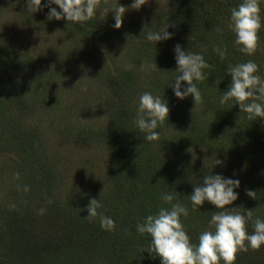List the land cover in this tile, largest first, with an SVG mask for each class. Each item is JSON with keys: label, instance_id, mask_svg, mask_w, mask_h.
<instances>
[{"label": "trees", "instance_id": "1", "mask_svg": "<svg viewBox=\"0 0 264 264\" xmlns=\"http://www.w3.org/2000/svg\"><path fill=\"white\" fill-rule=\"evenodd\" d=\"M240 2L177 0L158 15L152 27L122 24L126 34L142 47L133 61L139 63L140 72L132 70L135 67L126 72L118 70L107 80L116 105L107 126L97 135L110 146L109 187L71 194L70 184L63 185L59 159L54 155L50 162L42 152L37 153L35 160L41 173L34 183L40 216L32 218L29 227H21L32 239L26 264H160L158 257L141 251L151 238L137 232V223L159 207H170L160 196L173 192V202L179 201L188 209L181 221L191 241L198 243L202 231L214 230L208 222L220 209L207 201L193 209L189 194L193 185L211 172L240 181L235 189L238 198L229 208L242 213L251 209L253 219L264 218V119L250 120L233 101L220 103L222 92L231 82L226 72L229 65L254 60L264 77V27L259 30L252 55L240 52L233 44L234 34L228 27L230 10ZM41 8L47 16L49 8ZM100 9L83 22L90 33H103L108 26L113 29L112 12L106 19ZM260 15L264 20V3ZM71 24L83 28L81 23ZM166 26L172 33L170 39L156 44L146 39L147 32ZM177 43L184 50L203 52L210 65L204 70L208 78L196 82L202 103H194L191 95L182 100L175 97L168 85L177 67L173 51ZM216 47L224 50L223 57L214 51ZM155 63L157 67H151ZM144 91L168 101V120L159 127V139L154 141L144 139L145 134L134 124L138 97ZM217 159L223 163L214 166ZM78 182H73L75 188ZM249 190L254 191L253 197L247 194ZM91 198L101 200L103 207L98 212L115 221L113 230L102 228L99 216L87 217L86 205ZM247 230H254L252 220ZM234 264H264V245L237 252Z\"/></svg>", "mask_w": 264, "mask_h": 264}, {"label": "rangeland", "instance_id": "2", "mask_svg": "<svg viewBox=\"0 0 264 264\" xmlns=\"http://www.w3.org/2000/svg\"><path fill=\"white\" fill-rule=\"evenodd\" d=\"M176 1L146 0L135 9L133 0H100V11L109 19L104 10L119 2L123 23L152 27ZM81 24L49 20L28 0H0V264L31 257L32 239L21 227L40 216L37 153L59 159L71 194L109 187L110 146L97 135L116 105L107 80L118 70L140 72L133 61L142 45L124 26L94 34Z\"/></svg>", "mask_w": 264, "mask_h": 264}, {"label": "clouds", "instance_id": "3", "mask_svg": "<svg viewBox=\"0 0 264 264\" xmlns=\"http://www.w3.org/2000/svg\"><path fill=\"white\" fill-rule=\"evenodd\" d=\"M145 3L146 0H133L130 7L139 9ZM262 3L264 0H241L230 10L228 27L234 34L233 44L247 55L255 52L259 30L264 27V20L260 15ZM29 4L34 12L41 7H48L49 20L63 18L68 22L83 23L97 15L100 0H46L44 5L41 0H28ZM53 4L58 8L51 7ZM126 10L118 2V6L104 11L106 14L109 11L113 13L112 26L120 28ZM168 27L147 32L146 39L155 44L170 39L172 33L167 31ZM173 51L177 67L174 78L168 84L173 94L181 100L191 95L194 103H202L203 96L196 82L208 78L204 70L210 65L204 53L184 50L179 43L174 46ZM214 51L223 57V49L216 47ZM151 67H157L156 63ZM226 72L231 77V82L227 90L222 92L220 103L233 101L241 111L248 114L250 120L264 119V77L259 74V65L249 59L229 65ZM168 114V101L164 97L144 91L138 97L134 124L145 134L144 139L158 140V129L168 120ZM222 163L217 159L214 166ZM239 186L238 179L212 172L204 175L202 182L193 185L189 194L193 209L201 208L206 201L214 205L215 209H220L213 213L208 222L210 226H214V230L210 228L202 231L198 236V243L191 241L181 221L182 216L188 215L187 207L179 201L173 202V192H163L160 199L170 207H159L136 225L138 233H147L151 238L148 246L141 251H146L152 258L158 257L160 264H220L221 261L223 264H234L237 252L247 251L249 248L259 249L264 245V218L257 216L253 219L251 209L242 213L228 207L237 200L239 193L235 189ZM253 193L254 191L249 190L247 194L253 197ZM86 207L87 217L99 216L102 228L109 231L115 228V221L110 216L98 212L103 207L101 200L91 198ZM250 220L254 229L251 233L247 230Z\"/></svg>", "mask_w": 264, "mask_h": 264}]
</instances>
